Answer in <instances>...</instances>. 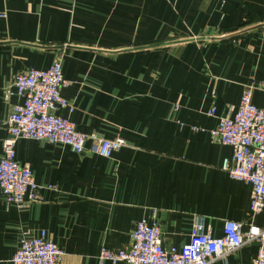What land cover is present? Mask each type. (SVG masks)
<instances>
[{
  "label": "crops",
  "instance_id": "obj_1",
  "mask_svg": "<svg viewBox=\"0 0 264 264\" xmlns=\"http://www.w3.org/2000/svg\"><path fill=\"white\" fill-rule=\"evenodd\" d=\"M56 59L74 107L59 114L82 134L128 144L106 158L17 139L39 200L17 208L0 199V264L41 229L61 264H98L101 247L130 246L139 220L159 225L165 249L188 243L194 216L212 237L224 220L242 231L264 223V207L249 212V184L220 168L230 147L207 132L250 81L259 84L251 102L264 106V0H0V119L22 102L12 78ZM6 136L2 128L0 155ZM255 251L245 243L225 264H248Z\"/></svg>",
  "mask_w": 264,
  "mask_h": 264
},
{
  "label": "built area",
  "instance_id": "obj_2",
  "mask_svg": "<svg viewBox=\"0 0 264 264\" xmlns=\"http://www.w3.org/2000/svg\"><path fill=\"white\" fill-rule=\"evenodd\" d=\"M66 82L59 59L46 68H29L12 78L11 91L22 102L13 104L8 116L0 119V130L4 128L7 132L0 155V199L7 204L23 208L39 200L40 186L30 165L19 163L15 157L14 145L19 138L50 140L70 147L77 154L106 158L128 144L120 136L109 139L75 130L73 122L58 112L74 108L61 95ZM257 86L254 81L244 84L233 114L218 117L215 127L207 131L211 139L230 147L231 155L222 159L220 168L230 178L249 184L251 215L264 207V106L251 102V91ZM213 112L210 107L206 115L212 116ZM191 129L205 131L196 126ZM241 226V222L224 220L221 236L212 237L204 231L203 218L194 216L188 243L165 249L159 225L139 220L131 233L130 246L101 247L98 264H225L227 254L249 242L256 243V251L248 264H264V223L260 226L249 223L244 231ZM62 256V249L41 229L38 235L21 239L11 263L61 264Z\"/></svg>",
  "mask_w": 264,
  "mask_h": 264
}]
</instances>
